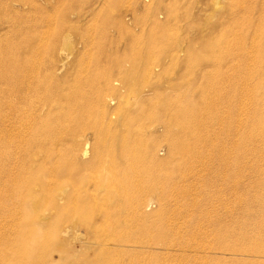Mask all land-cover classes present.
<instances>
[{
    "label": "rangeland",
    "instance_id": "rangeland-1",
    "mask_svg": "<svg viewBox=\"0 0 264 264\" xmlns=\"http://www.w3.org/2000/svg\"><path fill=\"white\" fill-rule=\"evenodd\" d=\"M0 128V264H264V0H0Z\"/></svg>",
    "mask_w": 264,
    "mask_h": 264
},
{
    "label": "bare ground",
    "instance_id": "bare-ground-1",
    "mask_svg": "<svg viewBox=\"0 0 264 264\" xmlns=\"http://www.w3.org/2000/svg\"><path fill=\"white\" fill-rule=\"evenodd\" d=\"M22 70H23V68H22ZM4 71V70H3ZM3 74V73H2ZM3 76V75H2ZM245 86H247V85H244L243 87H245ZM247 89H248V87H246ZM20 91V90H19ZM18 93V92H17ZM256 111L254 110V113H255ZM253 113V112H252ZM253 113V114H254ZM252 116V115H251ZM252 119V118H251ZM253 121L255 120V119H252ZM256 122V121H255ZM253 123L252 124V122H250L252 125H254V127L253 128H255V124L256 123ZM259 122V121H258ZM3 123V122H2ZM251 124H249V125H251ZM3 125V124H2ZM248 125V127H251V126H249ZM260 126V124L258 123V126L257 127H259ZM39 127V126H38ZM252 127H251V129H252ZM262 128V127H261ZM1 129V128H0ZM254 130V129H253ZM262 131H264L263 129H262ZM102 133V132H101ZM9 134V133H8ZM97 143L100 145V144H102L103 143V139L101 138V137H97ZM105 143V142H104ZM103 143V144H104ZM117 143V142H116ZM85 144H88V142L87 143H85ZM106 145V144H105ZM116 145H118L115 149H114V152H116V154L117 155H119V158H121V159H125L126 157L128 158V157H130V156H139L140 154L139 153H141V156L143 155L142 154V152H141V148H139L136 144L134 145V146H132L133 145V143H127V142H125V141H123V140H121L120 139V141H119V143L118 144H116ZM85 146H87V145H85ZM88 148V147H87ZM112 148V147H111ZM191 148H193V147H191ZM82 149V148H81ZM90 149V148H89ZM109 149V148H108ZM107 149V150H108ZM113 149V148H112ZM138 149H140L139 151H138ZM170 149H171V152H177V151H181V154H186L187 153V150H179V147L175 144V145H171L170 146ZM194 149V148H193ZM83 153L82 154H84V155H86V154H88L87 152V149L86 148H84L83 150ZM194 151V150H193ZM2 152V151H1ZM5 152V151H4ZM92 152V151H91ZM90 152V153H91ZM185 152V153H184ZM195 152V151H194ZM108 153V152H107ZM144 153H146V155L148 154V152H144ZM113 154V153H112ZM192 154H194V156L195 155H197V153H192ZM3 155V154H2ZM1 155V156H2ZM116 155V156H117ZM199 155V154H198ZM90 156V155H89ZM148 156V155H147ZM8 157V156H7ZM80 157H82V156H80ZM113 157V156H112ZM144 157V156H143ZM118 158V159H119ZM126 158V159H127ZM131 158V157H130ZM1 159V158H0ZM5 166V165H4ZM9 166V165H8ZM126 166V165H125ZM3 169H5V168H3ZM3 169H1V171L3 170ZM10 170V169H9ZM134 170V169H133ZM5 171V170H4ZM135 171V170H134ZM7 172V171H6ZM118 173V172H117ZM1 175V174H0ZM146 175V174H145ZM3 176V175H2ZM143 178V177H142ZM12 179V178H11ZM24 181V180H23ZM31 181V180H30ZM33 181V180H32ZM10 184H7V186H9ZM6 186V187H7ZM25 187V186H24ZM11 189H10V191L9 192H11V194H9L10 195V197L12 198V199H14L15 198V191H14V189H12L13 187L11 186L10 187ZM4 189V188H3ZM37 194V193H36ZM2 195V194H1ZM69 195H71V194H69ZM65 197H67V196H65ZM69 197V196H68ZM129 197V196H128ZM72 198H73V196H72ZM71 198V199H72ZM168 198H170V197H168ZM70 199V200H71ZM162 199H164V200H167V199H165V198H162ZM2 200V199H1ZM16 200V199H15ZM160 201H162V200H160ZM169 201V200H168ZM164 202V201H163ZM167 202V201H166ZM38 208V207H37ZM54 208V207H53ZM57 209V208H56ZM35 214V213H34ZM29 215V214H28ZM32 217V216H31ZM15 220H16V218H15ZM2 231V230H1ZM22 238V237H21ZM24 240V239H23ZM21 242V241H20ZM22 248V247H21ZM38 249V248H37ZM6 250V249H5ZM21 250V249H20ZM29 250V249H28ZM36 253H38L37 251L35 252V251H28L27 253H26V256H25V254L24 255H21L22 256V259L23 260H21L20 261V263H19V260H18V262L16 261V259H12V258H8L7 259V261H8V263L9 264H40V261L41 260H38L37 258H38V254H36ZM18 254H22V251L19 253L18 252ZM42 255V254H41ZM40 255V256H41ZM19 256V255H18ZM20 257V256H19ZM26 257V258H25ZM16 258V257H15ZM43 258V257H42ZM41 259V258H40ZM42 263V262H41Z\"/></svg>",
    "mask_w": 264,
    "mask_h": 264
}]
</instances>
